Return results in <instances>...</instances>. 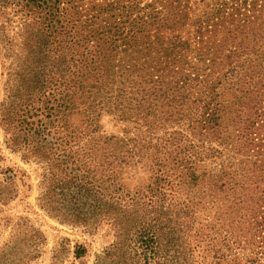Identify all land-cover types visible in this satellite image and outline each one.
Here are the masks:
<instances>
[{"label":"rangeland","instance_id":"rangeland-1","mask_svg":"<svg viewBox=\"0 0 264 264\" xmlns=\"http://www.w3.org/2000/svg\"><path fill=\"white\" fill-rule=\"evenodd\" d=\"M120 1L0 0V264H100L116 240L111 197L118 210L133 197L144 202L132 207L136 215L187 224L182 239L164 246L163 264H246L215 257L208 237L230 195L217 206L197 204L202 196L174 155L195 153L205 179L238 177L246 157L229 142L198 138L187 117L158 124L157 113L148 135L130 114L87 108L96 73L82 29ZM237 95L223 90L226 115Z\"/></svg>","mask_w":264,"mask_h":264},{"label":"trees","instance_id":"trees-1","mask_svg":"<svg viewBox=\"0 0 264 264\" xmlns=\"http://www.w3.org/2000/svg\"><path fill=\"white\" fill-rule=\"evenodd\" d=\"M102 13L81 33L87 67L96 73L87 108L130 114L148 135L157 113L158 124L187 117L198 138L231 143L235 156L248 160L238 177L219 171L205 179L198 156L179 148L174 160L202 196L197 204L217 206L230 195L208 235L213 255L264 264V0H124ZM227 87L238 94L228 115L220 102ZM129 199L118 210L111 197L116 240L98 263L163 264L164 246L182 239L187 224L180 230L160 214L138 216L132 207L144 202Z\"/></svg>","mask_w":264,"mask_h":264}]
</instances>
